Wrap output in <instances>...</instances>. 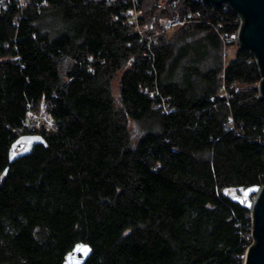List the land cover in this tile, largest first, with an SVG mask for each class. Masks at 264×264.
<instances>
[{"label": "trees", "instance_id": "obj_1", "mask_svg": "<svg viewBox=\"0 0 264 264\" xmlns=\"http://www.w3.org/2000/svg\"><path fill=\"white\" fill-rule=\"evenodd\" d=\"M239 25L194 0H0V264L78 244L84 264H244L230 194L264 186V100L248 50L225 63ZM40 106L51 131L25 127Z\"/></svg>", "mask_w": 264, "mask_h": 264}, {"label": "water", "instance_id": "obj_2", "mask_svg": "<svg viewBox=\"0 0 264 264\" xmlns=\"http://www.w3.org/2000/svg\"><path fill=\"white\" fill-rule=\"evenodd\" d=\"M186 1V0H181ZM213 7L227 6L239 17L240 25L233 39L255 58L261 72V81L257 87L259 97L264 100V0H194ZM54 125V121H52ZM44 144L40 137H30L17 141L9 153V163L30 153L32 147ZM7 171H5L6 174ZM245 192L248 193L245 196ZM230 199L249 210L251 215V236L254 244L245 252L244 264H264V186L251 187L230 194ZM85 245V244H78ZM76 245L65 257L64 264H84L91 256V248L87 253L77 251Z\"/></svg>", "mask_w": 264, "mask_h": 264}, {"label": "rangeland", "instance_id": "obj_3", "mask_svg": "<svg viewBox=\"0 0 264 264\" xmlns=\"http://www.w3.org/2000/svg\"><path fill=\"white\" fill-rule=\"evenodd\" d=\"M141 13H139L140 16ZM172 29L166 33L172 34L175 30ZM235 45L227 46L226 51H225V63H228L232 61L237 53V46L238 43L235 40ZM122 75V72L117 76L113 83V89H114V95L115 98L118 99V83L120 80V77ZM25 127L30 130H36V131H41V130H46V131H51L54 128V125L52 123L51 117L47 114L46 109L44 106H40V108L37 111H31L28 116H27V121L25 124Z\"/></svg>", "mask_w": 264, "mask_h": 264}, {"label": "built area", "instance_id": "obj_4", "mask_svg": "<svg viewBox=\"0 0 264 264\" xmlns=\"http://www.w3.org/2000/svg\"><path fill=\"white\" fill-rule=\"evenodd\" d=\"M5 1H8V0H2L3 3ZM16 1L20 5H22V3H23V0H16ZM105 1H107V2H115L116 0H105ZM131 1L134 2L135 0H131ZM199 3H201V2H199ZM224 8L230 10L227 6H224ZM139 13L140 12L137 11L136 8H132V9L127 10L125 15H126V17L130 18L132 20V22L136 23L138 18H139ZM192 19H193L192 14H188L187 17H183V18H173V19L163 20V21L160 22V26H161L162 31L168 32V31H170L172 29H175V28H178V27H182L185 24H188L189 21L192 20ZM145 29H147V28H145ZM230 123H231V121H229V124ZM250 219H251V215H250ZM251 224H252V222H251ZM250 238H251V245L250 246H252L254 244V240H253L251 235H250Z\"/></svg>", "mask_w": 264, "mask_h": 264}, {"label": "snow or ice", "instance_id": "obj_5", "mask_svg": "<svg viewBox=\"0 0 264 264\" xmlns=\"http://www.w3.org/2000/svg\"><path fill=\"white\" fill-rule=\"evenodd\" d=\"M247 195H248V193L245 192V196H247ZM77 251H82L84 253H87L89 251V249H88V247L86 245H78L77 246ZM77 264H78V262H77Z\"/></svg>", "mask_w": 264, "mask_h": 264}]
</instances>
